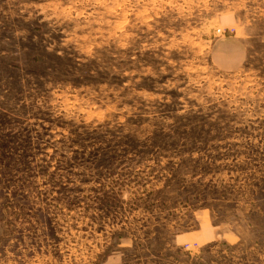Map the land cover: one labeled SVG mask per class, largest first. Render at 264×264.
Listing matches in <instances>:
<instances>
[{"label": "rangeland", "instance_id": "374dc122", "mask_svg": "<svg viewBox=\"0 0 264 264\" xmlns=\"http://www.w3.org/2000/svg\"><path fill=\"white\" fill-rule=\"evenodd\" d=\"M0 264H264V0H0Z\"/></svg>", "mask_w": 264, "mask_h": 264}, {"label": "crops", "instance_id": "0c3cea01", "mask_svg": "<svg viewBox=\"0 0 264 264\" xmlns=\"http://www.w3.org/2000/svg\"><path fill=\"white\" fill-rule=\"evenodd\" d=\"M234 43V47H230L226 43V40H218L216 44L212 46L214 61L220 65L226 66V68L238 69L245 60L246 52L242 41L236 40Z\"/></svg>", "mask_w": 264, "mask_h": 264}, {"label": "built area", "instance_id": "2783aa9c", "mask_svg": "<svg viewBox=\"0 0 264 264\" xmlns=\"http://www.w3.org/2000/svg\"><path fill=\"white\" fill-rule=\"evenodd\" d=\"M217 31H218V33L222 32V31H220V30H217Z\"/></svg>", "mask_w": 264, "mask_h": 264}]
</instances>
